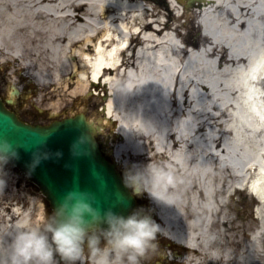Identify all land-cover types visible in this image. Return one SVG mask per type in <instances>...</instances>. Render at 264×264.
Wrapping results in <instances>:
<instances>
[{"label":"bare ground","instance_id":"obj_1","mask_svg":"<svg viewBox=\"0 0 264 264\" xmlns=\"http://www.w3.org/2000/svg\"><path fill=\"white\" fill-rule=\"evenodd\" d=\"M166 2L164 12L151 0H0V63L40 92L86 95L91 107V79L101 75L100 116L114 118L118 134L113 163L145 185L160 233L199 250L217 241L215 217L233 222L225 198L246 181L264 208V0ZM182 8L194 14L198 39L169 22ZM3 214L0 264H10L13 235L27 224L22 210Z\"/></svg>","mask_w":264,"mask_h":264},{"label":"rangeland","instance_id":"obj_2","mask_svg":"<svg viewBox=\"0 0 264 264\" xmlns=\"http://www.w3.org/2000/svg\"><path fill=\"white\" fill-rule=\"evenodd\" d=\"M151 1L157 10L166 12V0ZM187 7L193 8L191 6ZM179 12L181 13L180 15L174 12L173 16L169 17V22L178 26L177 30L180 36L187 39H198L200 26L196 22L194 14L190 13V11L186 12L183 8ZM161 17L163 21L168 20L166 13H162ZM23 73V70L17 71V66L15 65L0 63V92L4 97L12 99L21 119L31 124H48L54 119L72 115L76 112H83L94 123H105L104 128L101 127L100 132L97 133V137L103 143L106 142L103 144L104 150L112 158L111 151L108 148L111 147L112 149L113 146L110 144L114 145L118 139V134L113 132L114 124L106 123L103 120V116H100L102 112L100 110L101 100L105 94L104 90L100 91L99 95H95L98 100L91 107V98L89 99L86 95L58 97L40 92L38 90L39 85L30 76L25 74L24 77ZM13 88L19 90L17 95L12 94L11 90ZM106 134H108V138L105 140ZM3 171L6 174V186L0 192V224L3 223L4 212L10 210V208L11 210L18 209L25 212L26 230L37 229L46 232V224L53 211L38 186L9 162L4 166ZM118 171L122 174L119 168ZM139 185V194L138 191L135 193L138 206L133 212L150 216L158 223L154 206L149 202V198L143 189L145 185L142 183ZM225 202V209L230 210L233 222L222 225L216 221L215 217L214 222L210 226L211 231L217 235L215 243L199 250L188 249L174 244L173 249L177 257L169 259L165 257L166 250L170 248L166 243L171 242V240L160 233L157 240L159 247L150 250L141 261V264H183L181 255L185 249L189 252L187 254L190 256L189 261L192 264L196 262V264H264V210L260 211L259 207L256 206L258 204L257 199L248 191L235 193L234 197L225 198ZM38 208L41 210L40 215L37 212ZM26 230L24 229V231ZM46 234L49 238L51 237V233ZM15 235L13 236L15 237ZM88 236L97 237L100 241V247L104 250H109L108 236L104 230L95 229ZM253 239H256L257 242ZM215 249L219 251L221 257H214ZM226 250L231 253L229 260L223 256ZM168 254H171L169 249ZM81 257H87L88 259L86 260L89 264H94L96 260V257L92 256L88 251L87 245H85V253ZM55 264H66V262L57 255ZM78 264L81 263L78 261Z\"/></svg>","mask_w":264,"mask_h":264},{"label":"water","instance_id":"obj_3","mask_svg":"<svg viewBox=\"0 0 264 264\" xmlns=\"http://www.w3.org/2000/svg\"><path fill=\"white\" fill-rule=\"evenodd\" d=\"M95 128L84 113L31 125L6 109L0 100V137L15 149L10 163L39 186L55 212L57 203L72 190L92 194L94 207L127 217L135 200L94 138ZM96 228L107 229L106 224Z\"/></svg>","mask_w":264,"mask_h":264},{"label":"clouds","instance_id":"obj_4","mask_svg":"<svg viewBox=\"0 0 264 264\" xmlns=\"http://www.w3.org/2000/svg\"><path fill=\"white\" fill-rule=\"evenodd\" d=\"M15 156L13 145L0 137V192L6 186L4 166ZM135 175V172H125V183L138 190L140 185ZM94 203L92 194L78 190L66 193L48 219L46 232L21 231L11 240L10 264H55L57 255L66 264H78L85 245L92 256L104 258V264H107L106 256L126 257L129 264H141L150 250L159 247L157 240L162 228L150 216L133 212L124 217L110 210L101 213ZM102 224L107 225L108 252L100 247L97 237L88 236ZM46 233H51V237Z\"/></svg>","mask_w":264,"mask_h":264},{"label":"flooded vegetation","instance_id":"obj_5","mask_svg":"<svg viewBox=\"0 0 264 264\" xmlns=\"http://www.w3.org/2000/svg\"><path fill=\"white\" fill-rule=\"evenodd\" d=\"M0 97L2 98V100L4 101L5 105L10 109L13 110L14 112H17V108L15 106V104H13L12 102H10L7 99L3 98V94L0 92Z\"/></svg>","mask_w":264,"mask_h":264}]
</instances>
